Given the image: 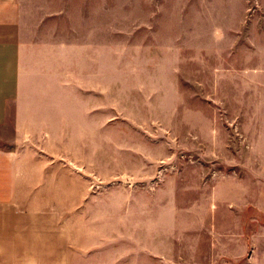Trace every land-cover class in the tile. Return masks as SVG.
<instances>
[{
	"label": "rangeland",
	"instance_id": "374dc122",
	"mask_svg": "<svg viewBox=\"0 0 264 264\" xmlns=\"http://www.w3.org/2000/svg\"><path fill=\"white\" fill-rule=\"evenodd\" d=\"M106 28L86 160H58L59 187L76 194L74 211L59 213L60 232L69 228L60 264H148V224L162 205L165 256L185 258L178 241L192 240L194 204L207 203L212 172L225 167L210 160H251L259 143L264 100H250L262 91L249 80L258 79L264 0H107ZM11 137L0 129V149Z\"/></svg>",
	"mask_w": 264,
	"mask_h": 264
},
{
	"label": "crops",
	"instance_id": "0c3cea01",
	"mask_svg": "<svg viewBox=\"0 0 264 264\" xmlns=\"http://www.w3.org/2000/svg\"><path fill=\"white\" fill-rule=\"evenodd\" d=\"M106 21L107 0H0V129L12 131L9 146L0 149V264L69 259V228L60 232L59 213L74 211L76 194L59 187L58 160L73 165L70 160H86L90 149L89 99L92 90L101 94ZM252 51L258 79L249 80V89L258 85L262 92H251L250 100L259 102L264 45ZM258 133L251 160H210L227 171L212 172L207 203L194 204L192 240L178 241L180 253L189 252L185 258L165 256L167 216L160 206L157 226L154 219L148 224V264L264 261L256 253L264 245V121Z\"/></svg>",
	"mask_w": 264,
	"mask_h": 264
}]
</instances>
